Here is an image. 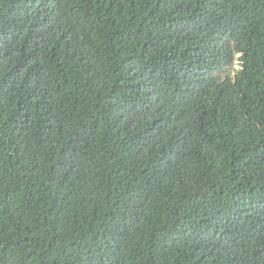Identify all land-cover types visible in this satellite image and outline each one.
I'll return each mask as SVG.
<instances>
[{"label":"trees","instance_id":"1","mask_svg":"<svg viewBox=\"0 0 264 264\" xmlns=\"http://www.w3.org/2000/svg\"><path fill=\"white\" fill-rule=\"evenodd\" d=\"M0 264H264V0H0Z\"/></svg>","mask_w":264,"mask_h":264}]
</instances>
